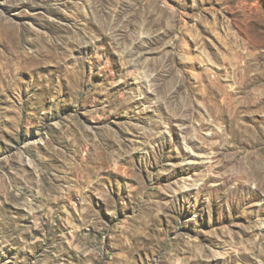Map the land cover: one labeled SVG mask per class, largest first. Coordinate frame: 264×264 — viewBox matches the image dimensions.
Listing matches in <instances>:
<instances>
[{"label":"rangeland","instance_id":"374dc122","mask_svg":"<svg viewBox=\"0 0 264 264\" xmlns=\"http://www.w3.org/2000/svg\"><path fill=\"white\" fill-rule=\"evenodd\" d=\"M0 264H264V0H0Z\"/></svg>","mask_w":264,"mask_h":264},{"label":"bare ground","instance_id":"6f19581e","mask_svg":"<svg viewBox=\"0 0 264 264\" xmlns=\"http://www.w3.org/2000/svg\"><path fill=\"white\" fill-rule=\"evenodd\" d=\"M242 132V131H241Z\"/></svg>","mask_w":264,"mask_h":264}]
</instances>
